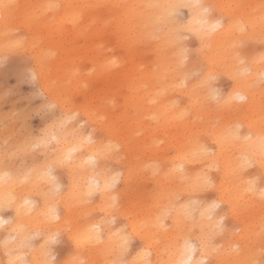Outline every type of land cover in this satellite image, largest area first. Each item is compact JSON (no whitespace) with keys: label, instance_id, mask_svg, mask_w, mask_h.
I'll use <instances>...</instances> for the list:
<instances>
[{"label":"clouds","instance_id":"clouds-1","mask_svg":"<svg viewBox=\"0 0 264 264\" xmlns=\"http://www.w3.org/2000/svg\"><path fill=\"white\" fill-rule=\"evenodd\" d=\"M0 264H264V0H0Z\"/></svg>","mask_w":264,"mask_h":264}]
</instances>
